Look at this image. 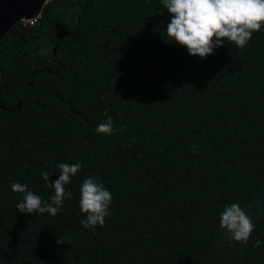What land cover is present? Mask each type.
<instances>
[{"label": "trees", "instance_id": "trees-1", "mask_svg": "<svg viewBox=\"0 0 264 264\" xmlns=\"http://www.w3.org/2000/svg\"><path fill=\"white\" fill-rule=\"evenodd\" d=\"M170 19L161 0H49L2 38L0 264H264V29L201 58ZM107 116L118 131L97 133ZM61 162L82 164L62 210L17 211L11 183L50 202L41 173ZM87 177L113 196L95 230ZM233 202L255 220L246 244L219 223Z\"/></svg>", "mask_w": 264, "mask_h": 264}, {"label": "clouds", "instance_id": "clouds-1", "mask_svg": "<svg viewBox=\"0 0 264 264\" xmlns=\"http://www.w3.org/2000/svg\"><path fill=\"white\" fill-rule=\"evenodd\" d=\"M161 4L171 14L170 22L166 25L167 36L185 47L190 55L201 58L213 54L214 49L225 44V40L242 49L247 46L254 32L264 29V0H161ZM116 131L118 129L114 127L111 116H107L96 127V132L100 134L112 135ZM197 149L198 145L193 144L194 154ZM56 168L59 176L52 182L48 171L41 173L47 187L54 189L50 202H45L26 184L11 183L13 192L23 194L21 202L16 205L17 211L55 216L62 210L65 200L72 196L66 185L82 169V164L61 162ZM112 200V193L98 177L84 179L79 189V206L85 214L81 225L92 230L98 225L103 226L105 218L111 215ZM219 223L230 243L246 244L255 230L253 216L239 202L224 206ZM65 241L69 242L68 237L61 235L56 243ZM260 243L257 240L253 246L259 247Z\"/></svg>", "mask_w": 264, "mask_h": 264}, {"label": "water", "instance_id": "water-1", "mask_svg": "<svg viewBox=\"0 0 264 264\" xmlns=\"http://www.w3.org/2000/svg\"><path fill=\"white\" fill-rule=\"evenodd\" d=\"M49 0H0V41L12 28V26L22 18H34L39 15L41 9ZM57 45L54 52H57ZM2 52L0 49V61ZM21 103H19L18 109ZM0 107H7L0 101ZM15 109V108H13Z\"/></svg>", "mask_w": 264, "mask_h": 264}, {"label": "rangeland", "instance_id": "rangeland-1", "mask_svg": "<svg viewBox=\"0 0 264 264\" xmlns=\"http://www.w3.org/2000/svg\"><path fill=\"white\" fill-rule=\"evenodd\" d=\"M31 20L34 21L33 18H28V20H26V21H31ZM47 45H48V48H52L54 50L55 40L51 39V38L48 39L47 40Z\"/></svg>", "mask_w": 264, "mask_h": 264}, {"label": "built area", "instance_id": "built-area-1", "mask_svg": "<svg viewBox=\"0 0 264 264\" xmlns=\"http://www.w3.org/2000/svg\"><path fill=\"white\" fill-rule=\"evenodd\" d=\"M26 20H28V19H23V21L26 23L27 21ZM34 20V19H33ZM30 22H33L32 20L30 21Z\"/></svg>", "mask_w": 264, "mask_h": 264}]
</instances>
